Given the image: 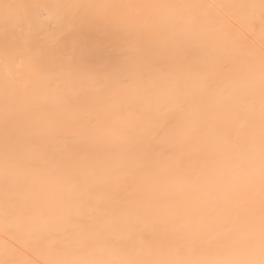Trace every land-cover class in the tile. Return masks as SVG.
Instances as JSON below:
<instances>
[{
	"label": "bare ground",
	"instance_id": "1",
	"mask_svg": "<svg viewBox=\"0 0 264 264\" xmlns=\"http://www.w3.org/2000/svg\"><path fill=\"white\" fill-rule=\"evenodd\" d=\"M262 171L264 0H0V264H261Z\"/></svg>",
	"mask_w": 264,
	"mask_h": 264
},
{
	"label": "snow or ice",
	"instance_id": "2",
	"mask_svg": "<svg viewBox=\"0 0 264 264\" xmlns=\"http://www.w3.org/2000/svg\"><path fill=\"white\" fill-rule=\"evenodd\" d=\"M68 32L74 31V25L69 24ZM260 226H261V236L262 241H264V171H262L261 176V216H260ZM180 264H188V262H180ZM261 264H264V260L261 261Z\"/></svg>",
	"mask_w": 264,
	"mask_h": 264
}]
</instances>
